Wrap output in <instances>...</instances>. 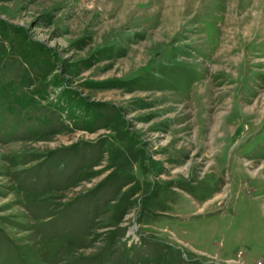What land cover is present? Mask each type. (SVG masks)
<instances>
[{"label":"rangeland","instance_id":"obj_1","mask_svg":"<svg viewBox=\"0 0 264 264\" xmlns=\"http://www.w3.org/2000/svg\"><path fill=\"white\" fill-rule=\"evenodd\" d=\"M0 264H264V0H0Z\"/></svg>","mask_w":264,"mask_h":264}]
</instances>
